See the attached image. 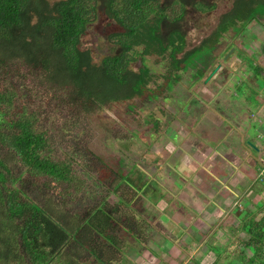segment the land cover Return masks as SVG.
Listing matches in <instances>:
<instances>
[{"label": "rangeland", "instance_id": "1", "mask_svg": "<svg viewBox=\"0 0 264 264\" xmlns=\"http://www.w3.org/2000/svg\"><path fill=\"white\" fill-rule=\"evenodd\" d=\"M158 1L160 5L167 6L173 0ZM183 1L187 3L185 19L178 24L184 30L185 44L182 53L175 58L182 59L183 54L187 55L180 65H171L167 82L162 84V78L170 71L167 59L169 49L162 56H134L135 61L131 63L134 70L140 66L147 67L152 76L149 88L155 85L160 88L148 100L134 99L126 103L82 107L74 102L68 88L64 92L60 88H57V92H54L55 88L48 87L41 90V75L35 70L29 71L23 63L12 66L14 69L19 67V77H16V72L9 75L8 80H5L8 78L6 75L5 78L0 75V85L13 82L24 96V107L37 114L40 128L46 131V137L50 140L53 155L64 153L73 160L76 172L84 180L85 186L78 193L79 196L81 193V198L89 197L93 205L103 200L108 187L119 186L118 194L129 200L134 192L122 184L121 178L116 175L118 172L129 176L142 191L133 208L138 214L135 217L145 227V237L140 243L132 239L124 241L122 258L118 261L120 264H239L236 251L243 250L246 255L247 251L238 241L246 240L247 236L239 230L241 219L238 222L236 212H246L248 216L255 212V220L264 215V186L261 188L264 179L256 177L255 171H251L250 175L251 180L256 181L254 188L246 197L247 192L231 190L229 182L220 186L214 178L213 184L201 181L205 175H198L194 163L189 165L195 152L194 145L189 142L207 133L201 119L198 121L202 108L208 114L222 110L223 105L228 111L230 106L233 110L236 105L242 118L252 122L251 126L257 124L256 110L264 108V105L256 102L258 96L264 95V88L257 85L261 80L258 74L232 87V91L228 87L227 91L229 94L231 92L235 102L224 96H218L221 100L216 101L214 75L217 71L210 80L206 82L205 79L217 64L234 57L239 58V67L234 69L227 63V71L247 74L254 72L253 64H264V0H257L260 4L251 12V20L237 23L215 45L207 39L204 42V39L210 36L221 17L231 10L235 0ZM173 3L166 10L169 14L179 11L178 4ZM192 3L194 8L189 7ZM213 3L216 7L206 10L204 5ZM178 24L167 23V28L161 29V34L167 35V31ZM94 30L97 35L106 32L102 27ZM81 45L82 48L97 50V44L89 34L83 38ZM142 49L140 46L136 52L140 53ZM104 50L101 47L100 52ZM200 72H204L205 78L198 77ZM190 109L195 113L191 114ZM251 132L254 136L246 138L243 145L254 150L256 146L257 151L251 152L260 158L264 155V136L257 138L256 133ZM213 140L209 137L208 142H202L198 145L201 147L198 151L206 152L205 146L209 142L212 144ZM134 164L137 166L134 167ZM225 165H228L227 161ZM122 167L124 171H120ZM19 173L18 165L14 163V167L4 173V178L10 182ZM100 178L103 184L99 182ZM32 187L28 184L23 191L30 194ZM232 191L236 196L232 195ZM242 197L246 200L238 203ZM234 201L236 205H232ZM107 202L113 205L115 200L110 197ZM82 205L78 204V207ZM53 207L58 210L56 204ZM221 232L229 236L220 238ZM4 250L5 247H0L1 253ZM14 251L16 263L11 264L30 262L25 257L21 259ZM3 257L9 258L7 253H2L0 258ZM59 262H64V258Z\"/></svg>", "mask_w": 264, "mask_h": 264}, {"label": "trees", "instance_id": "2", "mask_svg": "<svg viewBox=\"0 0 264 264\" xmlns=\"http://www.w3.org/2000/svg\"><path fill=\"white\" fill-rule=\"evenodd\" d=\"M174 3L179 9L176 14L166 12L171 4L162 6L158 0H0V75L8 80L16 72L19 77V67L12 66L23 63L41 75V90L68 88L82 107L148 100L160 88H149L152 76L147 67H131L134 56H162L169 49L165 84L171 65H180L187 55L175 58L184 49L179 22L185 19L187 3ZM257 4V0H235L207 41L215 45L237 23L251 20ZM167 23L179 24L164 36L161 29ZM100 27L106 30L104 35L95 34L94 28ZM87 34L97 44L96 51L82 48ZM140 46L142 51L136 52ZM252 66L253 75L261 74L259 65ZM200 76L205 78L204 72ZM23 99L13 82L0 85V247L9 256L0 258V264L16 263L14 249L28 264H119L124 241L140 243L145 237V227L133 208L142 191L118 172L122 184L134 192L129 200L118 194L119 186L108 187L103 200L93 205L89 197L81 198L84 180L73 160L64 153L53 155L37 114L24 107ZM14 163L20 173L9 182L4 173ZM28 184L33 185L30 194L23 191ZM110 197L113 205L107 202ZM253 214L239 223L247 239L238 242L248 255L237 250L239 264H264V215L255 220ZM61 258L64 262H59Z\"/></svg>", "mask_w": 264, "mask_h": 264}, {"label": "crops", "instance_id": "3", "mask_svg": "<svg viewBox=\"0 0 264 264\" xmlns=\"http://www.w3.org/2000/svg\"><path fill=\"white\" fill-rule=\"evenodd\" d=\"M237 59L239 60V58L234 57L231 58V60L227 59L222 63H220V68L217 70V72L214 75L215 76L214 80L216 83L214 96L217 102L221 100L219 99L218 96L227 97L229 98V100L235 102L231 92L229 94V92L227 91L228 87L229 90L231 89L232 91V87L239 86L243 82L250 80L251 76H256L255 74L253 75L251 73L252 71L247 74L243 72L240 73L235 70L227 71L226 69L227 67H229L226 66L227 63L231 64L232 67H234V69L239 67L238 65L239 62L237 61ZM242 67L244 70L245 65H243ZM260 67L262 68V72L261 74L257 75V77L262 80V83L260 82L261 81L260 80L257 83V85H261L264 88V64H262V66ZM219 78L222 79L221 82L218 81ZM256 102H258V104L260 105H264V95L258 96ZM203 103L206 104V102ZM224 107L225 106L223 105L222 110H218L215 112L212 111L213 114L212 113L206 114L207 112L205 108L204 109L202 108L201 111L199 112L198 121L199 119H201L200 121L203 123L201 122L200 123L204 128H206L207 133L204 136H201L200 138H195L193 141L189 142L190 145L192 144L194 145V150H195L193 160H189L190 161L189 165L194 163L195 167H197V171L199 172L198 175L199 176L205 175L203 177V180L201 181H204L208 184H213L212 178H214L215 183H217L220 186H225V182L227 183L229 182L232 185V187L230 188L231 190L236 191L237 193L247 192L245 196L248 197L249 192L254 188L256 182L255 180H251L250 177L251 171L256 172V177L258 176L259 173L258 172L259 157L256 158L254 155H252L251 152L256 150L257 148L256 146L254 150L251 147L243 145V142L245 141L246 138H250L251 135L254 136L251 131L256 133L257 138L264 136L262 135L264 134V108L262 110H260V108L256 110L257 111L256 116L258 117V120L256 121L257 124L255 125L256 126L255 127V126H251L252 122H249L240 116V114L238 113L239 110L238 106L234 105L233 110L230 106L229 111ZM189 112L191 114L195 113L191 109L189 110ZM232 112L235 113L232 114ZM209 137L214 138V140L212 144L211 142H209V145L205 146L207 151L204 153H202V151H198L201 148L198 147V145H201V143L205 141L208 142ZM214 143L215 145L213 146ZM188 159L191 158L188 157ZM207 159H211V160H207ZM225 161L228 162L227 166L225 165ZM212 169H214V171ZM190 173L192 172L190 171ZM225 175H227L228 177L225 178ZM209 179L211 180V182H209ZM261 184H262L261 185L262 188L264 186V181ZM233 191H232V195L236 196L235 192ZM257 197L259 198V196ZM244 200L246 199L242 197V200L238 203H241ZM235 201L237 200L235 199ZM235 201L232 203V205H236ZM233 213L235 214L234 211ZM236 213L238 215L235 214V217L238 218V222L240 221V219H242L243 216H247L246 212H240V213L236 212ZM220 234H221L220 238L222 237L225 238L226 235L229 236L228 234H226V232H221ZM119 258L120 259L122 258V249L119 251Z\"/></svg>", "mask_w": 264, "mask_h": 264}, {"label": "built area", "instance_id": "4", "mask_svg": "<svg viewBox=\"0 0 264 264\" xmlns=\"http://www.w3.org/2000/svg\"><path fill=\"white\" fill-rule=\"evenodd\" d=\"M258 164H259L258 176L260 177V179H262L264 178V155L258 159Z\"/></svg>", "mask_w": 264, "mask_h": 264}, {"label": "water", "instance_id": "5", "mask_svg": "<svg viewBox=\"0 0 264 264\" xmlns=\"http://www.w3.org/2000/svg\"><path fill=\"white\" fill-rule=\"evenodd\" d=\"M220 68V64H217L216 67L211 71V73L209 74V76L205 79V81L207 82L211 76Z\"/></svg>", "mask_w": 264, "mask_h": 264}, {"label": "flooded vegetation", "instance_id": "6", "mask_svg": "<svg viewBox=\"0 0 264 264\" xmlns=\"http://www.w3.org/2000/svg\"><path fill=\"white\" fill-rule=\"evenodd\" d=\"M204 7L206 8V10H210V9L216 7V4L213 3V5H204ZM208 7H209V9H207ZM195 9H196V8H195ZM196 10L199 11L198 9H196ZM222 36H223V34L221 35V37H222ZM221 37H220V38H221ZM208 38H209V37H208ZM208 38H205L204 40H206V39H208ZM220 38H219V39H220ZM219 39H218V41H219ZM218 41H217V42H218ZM217 42H216V43H217ZM216 43H215V44H216Z\"/></svg>", "mask_w": 264, "mask_h": 264}]
</instances>
